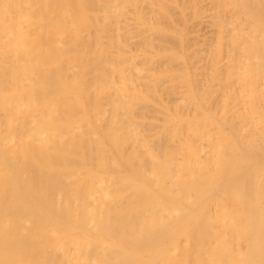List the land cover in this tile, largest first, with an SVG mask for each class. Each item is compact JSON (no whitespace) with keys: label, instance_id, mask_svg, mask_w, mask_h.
I'll return each mask as SVG.
<instances>
[{"label":"bare ground","instance_id":"6f19581e","mask_svg":"<svg viewBox=\"0 0 264 264\" xmlns=\"http://www.w3.org/2000/svg\"><path fill=\"white\" fill-rule=\"evenodd\" d=\"M0 264H264V0H0Z\"/></svg>","mask_w":264,"mask_h":264}]
</instances>
